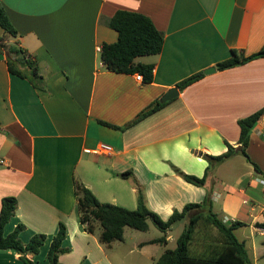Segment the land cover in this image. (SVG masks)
I'll return each mask as SVG.
<instances>
[{"label": "crops", "instance_id": "crops-1", "mask_svg": "<svg viewBox=\"0 0 264 264\" xmlns=\"http://www.w3.org/2000/svg\"><path fill=\"white\" fill-rule=\"evenodd\" d=\"M0 6L18 34L7 37L0 26V37L25 50L43 78L36 87L12 74L0 52V210L3 198L18 199L6 235L18 225L24 243L46 235L30 259L49 264L64 224L69 252L59 257L62 264H113L97 230L90 234L81 224L75 180L101 203L129 210L137 208L135 180L164 220L209 196L226 224H245L236 235L251 264H264V230L255 226L264 222V115L250 135V161L240 151L222 163L205 158L223 155L227 144L237 150L238 121L264 107V57L216 68L233 50L251 56L264 49V0H0ZM119 10L148 16L165 35L159 55L136 59L154 65L152 83L110 72L101 60L98 48L118 39L104 19ZM212 67L214 73L127 127L178 83ZM19 71L28 75L21 64ZM101 143L113 152L95 153ZM175 168L198 178L208 172L204 186L186 182ZM128 171L133 178L120 177ZM152 241L136 245L143 250ZM0 264L24 263L15 251L0 250Z\"/></svg>", "mask_w": 264, "mask_h": 264}, {"label": "trees", "instance_id": "trees-1", "mask_svg": "<svg viewBox=\"0 0 264 264\" xmlns=\"http://www.w3.org/2000/svg\"><path fill=\"white\" fill-rule=\"evenodd\" d=\"M106 25L118 33V39L114 43H105L101 47L100 57L106 69L117 74H140L143 82L152 83L154 79V65L136 62L137 58L159 55L162 52L165 35L158 30L154 22L146 15L119 10L111 18L104 19ZM0 26L5 31L7 37L16 38L17 32L12 26L5 10L0 6ZM7 37H0V52L7 55L8 68L12 74H18L28 78L34 86L43 85V78L39 73L36 63L25 50L19 48L17 44H8ZM264 49L251 56H241L237 50L232 51V56L217 64L218 71H224L241 66L252 60L263 58ZM28 71L23 74L19 71V65ZM204 72H199L190 76L177 84L181 91L204 77ZM167 103V102H166ZM166 103L161 101L153 102L143 110L127 127L133 126L155 112L159 111ZM264 115V107L255 113L244 117L238 121L240 128L241 154L250 161L246 150L250 143V135L256 128L257 123ZM116 130H123L117 126L100 122ZM228 151L220 156H209L205 158L212 164L222 163L237 153L236 148L227 144ZM254 168H259L255 164ZM176 173L183 179L195 186L203 187L208 172L202 178L185 174L175 168ZM209 171V168H208ZM124 179L133 178L131 171L120 174ZM134 180V179H133ZM137 208L129 210L111 203H101L93 192L85 187L81 182L75 180V197L78 206L81 224L85 231L94 234L98 225L101 227L99 241L102 244L110 245L117 241H124L126 228L146 232L149 229L148 220L151 219L163 232V236L156 239L151 244H161L167 246L168 232L179 221H187L184 231L178 237L175 249H166L156 260L155 264H251L247 245L236 235V230L245 226L244 223L235 221L226 224L215 212L211 198L206 197L202 203H191L182 210H175L172 215L164 220L156 212L152 211L146 201L143 187L135 180ZM18 210V199L16 197H5L2 199L0 210V250H13L24 264H37L29 258L30 255L37 256L40 253L47 237L44 234L34 235L28 243L20 239V233L24 230L23 225H18L13 232L6 235L5 227L15 216ZM264 230V222L255 225ZM215 229V237L203 238L204 246L199 252L193 250L192 246L199 230L202 229L204 235L209 236L208 231ZM67 230L64 224L59 225L58 233L53 238L47 259L49 264H62L59 257L69 250L64 248Z\"/></svg>", "mask_w": 264, "mask_h": 264}, {"label": "rangeland", "instance_id": "rangeland-1", "mask_svg": "<svg viewBox=\"0 0 264 264\" xmlns=\"http://www.w3.org/2000/svg\"><path fill=\"white\" fill-rule=\"evenodd\" d=\"M144 58H150V56H146ZM160 217L162 218V216ZM219 217L223 218V214L219 213ZM148 224L149 229L146 232L126 228L124 241L114 242L112 248H109L106 244H104L106 252L112 255L111 259L113 260V264H154L153 259L160 257L166 249L176 248V241L184 231L187 221H179L172 227L170 231V242L167 246L164 247L161 244H147L146 248L141 250L136 244H139L142 241L149 242L163 236V232L151 219L148 220ZM100 231L101 227L98 225L97 232L100 233ZM208 233L209 236L208 234L204 235L202 229L199 230L192 246L194 251L199 252L202 249L203 238H208L210 235L211 237H215L217 235L216 230L211 228ZM141 251L142 255L140 256L138 254H140Z\"/></svg>", "mask_w": 264, "mask_h": 264}, {"label": "water", "instance_id": "water-1", "mask_svg": "<svg viewBox=\"0 0 264 264\" xmlns=\"http://www.w3.org/2000/svg\"><path fill=\"white\" fill-rule=\"evenodd\" d=\"M216 71L215 67L209 68L207 70L204 71L205 74L209 75L212 74ZM178 96V88H172L170 89L161 99V103H166L174 98H176ZM241 146H239V148L237 149V151H241Z\"/></svg>", "mask_w": 264, "mask_h": 264}, {"label": "built area", "instance_id": "built-area-1", "mask_svg": "<svg viewBox=\"0 0 264 264\" xmlns=\"http://www.w3.org/2000/svg\"><path fill=\"white\" fill-rule=\"evenodd\" d=\"M98 51L100 52L101 51V48H98ZM136 79L138 81H141L142 82L143 81V76L140 75V74H138L137 77H136ZM112 152H113L112 146H110L108 144H104V143H101L98 146L97 150L95 151V153H97V154H106V155H109ZM261 183L264 185V181L263 180H261Z\"/></svg>", "mask_w": 264, "mask_h": 264}]
</instances>
